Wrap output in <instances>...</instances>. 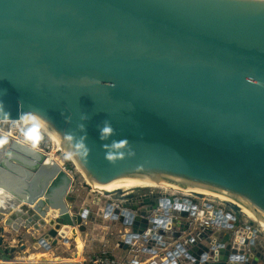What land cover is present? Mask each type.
I'll use <instances>...</instances> for the list:
<instances>
[{"label":"water","instance_id":"obj_1","mask_svg":"<svg viewBox=\"0 0 264 264\" xmlns=\"http://www.w3.org/2000/svg\"><path fill=\"white\" fill-rule=\"evenodd\" d=\"M26 114L48 122L101 185L122 176L178 180L236 194L264 214V0H0V121ZM72 185L60 166L49 179L44 195L58 214L45 228L54 239L37 249L50 250L57 235L68 241L69 226L87 217L88 208L70 212ZM26 212L45 224L37 209ZM146 215V207L122 213L123 248L147 231ZM211 234H188V249L179 245L186 263L264 264L246 227L217 242ZM157 246L145 248L151 264H179L161 260Z\"/></svg>","mask_w":264,"mask_h":264},{"label":"built area","instance_id":"obj_2","mask_svg":"<svg viewBox=\"0 0 264 264\" xmlns=\"http://www.w3.org/2000/svg\"><path fill=\"white\" fill-rule=\"evenodd\" d=\"M1 123H8L9 128H2ZM0 133L15 136L22 142L29 144L26 140V138L29 137L27 135V127L22 126L19 122L0 121ZM33 136L35 138L37 135ZM29 145L43 151V149L36 145ZM59 163V166L71 176L74 184L75 170H77V168L73 169L68 167L61 160H59ZM85 182L92 187L86 179ZM72 188L73 185L70 188V192L72 191ZM154 188L155 187H144L143 189L147 190H142L140 187H136L127 190L113 191L107 194L92 187V191H97L99 193V196L96 197V199H98L97 202L93 201V204L97 205L96 208L93 204H85V202L80 206L74 205L75 201L70 202L69 209L72 215L77 214L81 208H88L89 212L87 217L83 218L81 225H78L77 227L69 226L70 231L66 236L68 241L57 235L58 242L68 245L70 240L73 239L71 237H74L75 235L73 234V230L80 234V227L89 224L92 213H96L97 217H101L103 221L113 220L118 222V224L123 225L120 221V216L124 211L128 212L129 218H132L139 215L141 210L146 207L147 215L145 217L150 220L147 231L140 234L138 238H133L131 242L128 243L127 248H123L120 241L125 240L126 232H128L129 229L121 232V238L117 242V247L126 250V254L123 256L124 259L112 258L107 255L106 250H100L92 252L87 256L81 253V258H79L78 262L80 264H140L141 261H143L144 264H151L153 257H144L146 253L145 248L150 246L151 249H156L158 248L157 245L161 244L163 246L160 250L164 252V256L161 260H168L169 263L179 262V264H191L186 263L183 260V252H181L179 248L180 245L185 251L188 249V234H191L194 239H198L199 235L203 232L212 230V234L209 237L217 242L219 240V235L223 231L226 230L237 235L241 226L247 228L248 239L253 240V245L256 247L258 246L257 239L259 232L261 231V228L262 230H264V228L256 220L245 217L240 208H235L232 203L215 197L201 196L196 193L184 192L177 189H164L161 192H155ZM146 199H148V203H145ZM166 199L170 200L169 206L166 204ZM151 205L152 207L150 208ZM28 207L32 209L30 205ZM183 212H187L188 214L183 216ZM115 213L118 214V218H113ZM57 214L58 211L56 210V216ZM10 215L11 213L4 214V218H0V238L2 241L0 244V255L3 253H7L8 255V259L0 258V264H62V262L65 261L62 258L54 260L47 258L46 256H37L38 252H45L47 250L42 244L41 247L37 249L35 243H39L42 239L51 244L54 239L48 235L47 229L45 228V225H49V228L55 226L56 221L54 217L50 219L44 218L45 224H41L39 220L33 218L32 214L26 212V220H29L30 218L32 219L30 224L26 226L24 224L25 219L21 220L20 217H17L14 219L12 225H7L5 224V219ZM231 215L235 216V225L232 228H229L228 224L231 222ZM155 217H163V220L154 228L151 220ZM34 224H38L40 228L35 229ZM182 224H188V229L182 230ZM223 224H226V226L224 227ZM255 224L260 225L261 228L255 226ZM149 230H152L153 233H148ZM160 230L165 232L164 236H162L161 240H154V236L158 235ZM175 232H180V236L175 238L173 236ZM143 234H146L147 239H145ZM30 239L32 241H30ZM1 247L3 249H1ZM246 248V250H250L251 247L247 244ZM260 249L264 250L263 244ZM177 251H179L180 255L174 256V259H169L166 255V252H172L173 255H175V252ZM31 254L34 256L32 257ZM143 258L148 259V262L145 261V259L141 260Z\"/></svg>","mask_w":264,"mask_h":264},{"label":"bare ground","instance_id":"obj_3","mask_svg":"<svg viewBox=\"0 0 264 264\" xmlns=\"http://www.w3.org/2000/svg\"><path fill=\"white\" fill-rule=\"evenodd\" d=\"M5 121H16L22 126H27L31 122L36 123L40 129L42 128V131L45 134L57 142L58 146L62 147L69 153L77 167L83 172L86 181L91 184L94 189L100 192L110 193L136 187H161L166 190L177 189L184 192L196 193L201 196H211L232 203L234 206L240 208L244 216L256 220L264 228V214L258 211L247 200L236 194L222 192L208 186L146 176H122L113 179L106 185H101L84 172L82 166L72 154L69 147L63 143L59 134L48 122L35 114H26L20 120ZM0 135V212L4 213L5 211L9 201L7 198L8 195L12 198L10 203L12 201L13 203L23 204L21 208L22 211H26L27 208L30 209V207L26 206L30 205L32 208H35V204L40 203L41 200L47 201L44 193L49 179L57 173V169L60 165L58 157L55 156L53 152L44 153L36 147L22 142L15 136L2 133H0ZM23 151L26 152V154L22 156ZM30 167L33 170H31ZM28 172L33 175L31 180L29 179L31 176ZM4 192H6L7 196ZM51 210L54 213L51 212L48 214L51 217H55L56 210ZM48 214L44 216L46 219L51 218L47 217ZM73 234L75 235L71 238H75L79 235L75 231ZM31 256L33 257L34 255L31 254ZM37 256H46L47 258L54 260L61 259L60 256L54 254L52 251H45L37 254Z\"/></svg>","mask_w":264,"mask_h":264},{"label":"rangeland","instance_id":"obj_4","mask_svg":"<svg viewBox=\"0 0 264 264\" xmlns=\"http://www.w3.org/2000/svg\"><path fill=\"white\" fill-rule=\"evenodd\" d=\"M1 127L8 129L9 124L8 123H1ZM26 127L28 130V133L32 132V130L35 129V130L44 134V137H42V138H38V136H36L35 138H34V136L27 137L26 140L29 144H33V145L38 146L39 148L43 149L44 153L53 152L55 154V156H57L58 159L61 160L62 162H64L68 167H71L73 169L77 168V170H75V182L73 184V188L71 191V194H73L76 198L74 205L80 206V205H82L83 202H85V204H93V201L97 202L98 199H96V197L99 196V193L97 191L96 192L92 191V187L85 182V179L83 177L84 176L83 172L79 169V167H77L76 163L74 162L73 158L70 157L69 153L67 151H65L62 147L58 146L57 142L54 139L50 138L47 134H45L42 131V128L40 129V127H38V125L36 123L31 122ZM24 154H26V152L23 151L22 156ZM30 169L33 170L31 167H30ZM11 172H13V171H11ZM29 174L31 176V177H29V179L31 180V178H33V175H32V173H29ZM143 188L144 187H140V189H142V190H147V189H143ZM154 190H155V192H161L164 190V188L155 187ZM4 194H6V192H4ZM6 196H7V194H6ZM7 198L9 199V201H8V204L5 208L4 214H8V212L11 213L12 211H15L16 212L15 215H17L16 217H20V219H23L22 215H24V213L26 212V211H22V209H21L23 204L13 203L12 201L10 203V200L12 199L11 196L8 195ZM9 204H11V205H9ZM93 206L96 208L97 205L93 204ZM35 209H37L40 214L43 213L42 214L43 216L52 212L50 206L48 205V201H45V200L44 201L41 200V202L38 204L36 203ZM52 213H54V212H52ZM18 214H20V215H18ZM47 217H51V216L48 214ZM91 219L94 222L96 221L98 224V225H96L95 229L86 228L84 226L80 229V234L77 237L70 240L68 245L61 244L60 242H58L57 244L52 245L51 249L47 250V251H52L54 254H57L58 256H60L65 261L77 262L79 260V258H81V256H80L81 253L83 255L87 256L91 250L90 247H87V245L89 244V241H90L88 239L90 235H93L95 237V240L92 243L94 250H100L102 247L101 237H102L103 233L105 232L104 231V224H103L104 221L101 217H97L96 213L91 214ZM255 226H257L258 228H261V226L258 224H255ZM122 227H123V225L117 224V227L114 225L112 227V230H113V232L116 233L119 228H121L120 230H122V229L128 230L129 229L128 226H124L123 228ZM257 240H258V246L257 247L261 248L262 244L264 245V230H262V228H261V231L259 232V236H258ZM30 241H32V240L30 239ZM1 249H3V248L1 247ZM40 250H42V249H40ZM32 251H34V250H32ZM39 253H42V252L40 251L37 254H39Z\"/></svg>","mask_w":264,"mask_h":264},{"label":"crops","instance_id":"obj_5","mask_svg":"<svg viewBox=\"0 0 264 264\" xmlns=\"http://www.w3.org/2000/svg\"><path fill=\"white\" fill-rule=\"evenodd\" d=\"M90 219H91V217H90ZM103 224H104V231L105 232L103 233V235L101 237V245H102V247H101L100 250H106L107 251V255L112 257V258H122V259H124L123 256L126 254V250H124L123 248L117 247V242L120 240L121 232H123L124 229L120 230L121 228H119L116 233L113 232L112 227L114 225L117 227V224H118V222L113 221V220H104ZM96 225H98L97 222L96 221L94 222L91 219L89 224L86 225L85 227L86 228L95 229ZM82 227H84V226H81L80 229ZM88 239L90 241H89V244L87 245V247H90V249H91L89 254L92 253V252H95V251H100V250H94V248H93V244L92 243L95 240V237L93 235H90ZM144 259L145 258H143L141 260H144ZM147 260L148 259H145V261H147ZM140 264H144L143 261H141Z\"/></svg>","mask_w":264,"mask_h":264},{"label":"clouds","instance_id":"obj_6","mask_svg":"<svg viewBox=\"0 0 264 264\" xmlns=\"http://www.w3.org/2000/svg\"><path fill=\"white\" fill-rule=\"evenodd\" d=\"M35 131H36V130L33 129L32 132L27 133V135H28L29 137H32V136L34 135ZM103 131H104V132H108L109 129H108L107 127H105V128L103 129Z\"/></svg>","mask_w":264,"mask_h":264}]
</instances>
